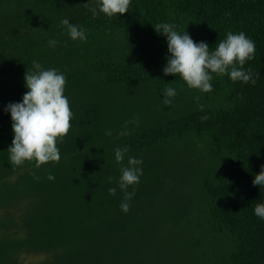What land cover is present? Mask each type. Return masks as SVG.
I'll return each instance as SVG.
<instances>
[{"label":"trees","instance_id":"16d2710c","mask_svg":"<svg viewBox=\"0 0 264 264\" xmlns=\"http://www.w3.org/2000/svg\"><path fill=\"white\" fill-rule=\"evenodd\" d=\"M64 19L86 39H71ZM161 23L210 51L243 32L255 43L243 68L256 83L213 73L205 93L164 75ZM33 61L65 76L73 114L59 162L39 168L11 163L5 111L22 102ZM129 157L142 160V175L124 213L118 181ZM261 166L264 0H131L112 17L99 0H0V264H264V219L254 213L264 186L252 183Z\"/></svg>","mask_w":264,"mask_h":264},{"label":"clouds","instance_id":"9594fccd","mask_svg":"<svg viewBox=\"0 0 264 264\" xmlns=\"http://www.w3.org/2000/svg\"><path fill=\"white\" fill-rule=\"evenodd\" d=\"M130 3L131 0H99V11L108 17L123 15L128 12ZM90 11L94 16L97 14L95 8H90ZM61 24L66 26L71 39H86L83 28L70 24L67 19L62 20ZM155 31L167 38L170 58L163 68L164 75H179L189 88L205 93L211 92L210 81L213 79V73L227 74L232 81L256 83L251 70L243 68L246 61L254 58L255 43L243 32L239 34L229 32L226 39L219 42L214 51H210L207 43H195L185 31L182 33L175 31L172 24H157ZM55 43L54 40L49 41L50 46H54ZM33 67L35 71L25 72L24 80L28 91L23 95L22 102L8 104L5 111L10 113L14 133L11 147L8 148L11 163L20 166L25 161L34 160L36 167L39 168L48 162H59L57 140H62L68 134L73 114L64 95L65 76L56 69L42 70L41 65L35 61ZM163 95V104L170 105L172 103L170 98L175 97L176 90L166 88ZM128 151L127 147L115 149V160L118 164H122ZM141 164L142 160L129 157L127 164L120 169L118 187L124 193L120 204L124 213L129 211V201L135 195L134 191L128 192L127 188L139 183L142 168L138 165ZM47 179L54 180L55 177L50 174ZM252 183L264 186V166H261L260 173L254 177ZM116 191L115 187L108 189L109 194L113 196L116 195ZM254 213L264 219V204H257Z\"/></svg>","mask_w":264,"mask_h":264},{"label":"rangeland","instance_id":"374dc122","mask_svg":"<svg viewBox=\"0 0 264 264\" xmlns=\"http://www.w3.org/2000/svg\"><path fill=\"white\" fill-rule=\"evenodd\" d=\"M38 259V257H35V256H25L24 257V260H23V263L25 262H34L35 260H37Z\"/></svg>","mask_w":264,"mask_h":264}]
</instances>
